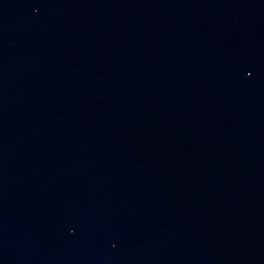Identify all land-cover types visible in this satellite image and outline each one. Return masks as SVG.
Returning <instances> with one entry per match:
<instances>
[{
	"label": "water",
	"instance_id": "water-1",
	"mask_svg": "<svg viewBox=\"0 0 264 264\" xmlns=\"http://www.w3.org/2000/svg\"><path fill=\"white\" fill-rule=\"evenodd\" d=\"M0 264H264V0H0Z\"/></svg>",
	"mask_w": 264,
	"mask_h": 264
}]
</instances>
